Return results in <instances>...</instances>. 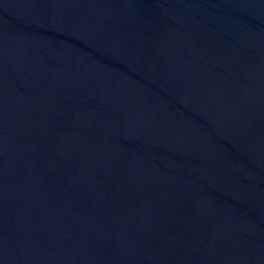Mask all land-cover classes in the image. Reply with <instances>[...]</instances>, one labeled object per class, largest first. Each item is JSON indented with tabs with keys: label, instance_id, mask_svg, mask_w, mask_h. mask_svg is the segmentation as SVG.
I'll return each mask as SVG.
<instances>
[{
	"label": "water",
	"instance_id": "1",
	"mask_svg": "<svg viewBox=\"0 0 264 264\" xmlns=\"http://www.w3.org/2000/svg\"><path fill=\"white\" fill-rule=\"evenodd\" d=\"M0 264H264V0H0Z\"/></svg>",
	"mask_w": 264,
	"mask_h": 264
}]
</instances>
